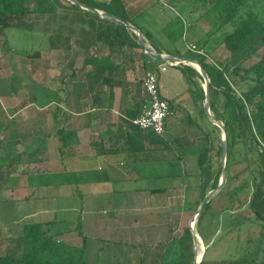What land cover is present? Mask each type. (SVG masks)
I'll return each instance as SVG.
<instances>
[{
    "label": "crops",
    "instance_id": "0c3cea01",
    "mask_svg": "<svg viewBox=\"0 0 264 264\" xmlns=\"http://www.w3.org/2000/svg\"><path fill=\"white\" fill-rule=\"evenodd\" d=\"M123 1L129 13L136 12L140 17L144 13L149 14L153 23L164 17L163 9L169 5V0L165 3L166 0H161L163 3L159 0ZM69 14L70 10L60 9L58 16H51L50 30L46 28L38 33L40 40L44 39L40 43L42 47L31 55L26 50L15 49L8 32L6 37H0V167L14 161L9 174L3 171L0 204H41L26 215L35 218L29 223H53L50 216L55 215L57 220L58 216L67 212L73 217L77 213L76 222H80L86 214L102 215L92 216L89 220L99 224L100 230L116 229L121 232L137 226L141 217L151 216L156 222L161 217V221H158L159 232H164L169 220L165 224L163 219L170 215L167 209L172 194L192 186L193 180L199 181V178L189 171L190 165L183 156V149L158 150L157 140L160 138L140 130L132 121L148 108L142 84L147 71L156 73L162 97L175 104L183 100L181 97L184 93L174 90L172 84L180 86L185 83L186 89H183L188 91L186 78L183 73L169 75L168 67L161 72L166 63L157 64L152 58L145 60L141 56V49L132 46L115 51L112 63L114 68H119L117 73H111V76L93 73L91 65H84L85 60L108 53L100 43L86 51L90 42L84 34L77 35L79 28H87L86 23L81 27L71 25L75 32L68 41L67 49H47L44 32L56 35L61 25L66 24H63L61 17ZM129 24L135 26L131 22ZM144 29L141 31L151 33L150 28ZM157 44L162 49L161 54L171 55L168 48ZM148 47L154 49L151 43ZM28 58L34 60V74L28 71ZM55 62L68 63L69 71L62 77L58 72V80L50 87L45 83L50 75L44 70H49V64ZM107 77H111L115 83L108 85L103 81ZM95 78L97 82L93 83ZM55 79L57 77L53 72L52 83ZM166 87L173 89L164 94ZM188 97L191 98L190 95ZM169 126L168 121L161 144L167 142L172 146ZM173 129H178V126ZM12 151L14 158L10 155ZM34 152L37 154L36 161L29 162V155ZM170 153L171 157L168 155ZM6 159L11 161L7 162ZM174 165L178 166L177 174L169 171ZM155 179L168 183L164 187L151 186ZM151 188L166 191L152 194ZM17 192H21V196ZM37 192L51 194L36 196ZM51 200L53 206H45ZM139 201L144 203L137 204ZM121 202H125L128 210L118 212L121 213L118 216H107L108 209L116 213L118 210L114 208L122 206ZM141 206L144 212L139 210ZM60 221L64 220L58 223ZM145 224L148 225L147 222ZM55 226L53 224L52 227ZM98 240L101 243L110 242L117 249L123 246L130 252L126 257H139V264H158L159 257L163 255L158 243L154 244L156 247L141 249L138 239L135 242ZM143 255H146L145 260Z\"/></svg>",
    "mask_w": 264,
    "mask_h": 264
},
{
    "label": "trees",
    "instance_id": "16d2710c",
    "mask_svg": "<svg viewBox=\"0 0 264 264\" xmlns=\"http://www.w3.org/2000/svg\"><path fill=\"white\" fill-rule=\"evenodd\" d=\"M82 3L108 13L122 21L129 22L125 17V5L123 0L95 1L79 0ZM200 6L204 9V17H209L214 23V29L211 34L218 33L237 21L235 27L229 32L224 33L222 44L229 53V60L223 66L213 67L206 63L208 55H198L193 52H187L191 57L182 55L174 48L169 53L178 57H187L197 60L211 81L210 84V108L215 118L224 123L227 131V168L229 178L225 187L217 194V197L226 201L225 207L211 213L210 224L214 225L216 219L223 213L234 212V204L239 201L241 192L251 190L249 208L251 214L259 220L264 219V55L249 68L243 65L255 58L258 52L264 47V0H198ZM70 10L71 14L61 17L63 24L56 35L44 32L47 49H67L68 41L71 40L74 30L72 24H87L86 29L80 28V33L84 34L89 46L101 44L102 49L107 50V55L101 57H91L86 59L84 65H91L94 68L93 73H117L119 68H114L112 57L115 51L130 47L140 48L138 38L129 33V30L123 26L110 23L101 19L95 14L89 13L79 7L70 4L65 7L62 0H0V37H6L9 30L28 31L34 34L31 25L25 21L30 16H53L58 10ZM130 23V22H129ZM174 23V22H173ZM172 24L167 25L166 29L172 28ZM143 32V31H142ZM183 34V30L174 33L170 30L171 39L177 38ZM145 38L152 44L153 48L162 53L160 46L154 42L151 33L143 32ZM33 36V35H31ZM207 45V41L202 44ZM98 46V45H97ZM99 51V48H97ZM36 53V52H35ZM141 56L147 60L150 59L144 53ZM157 62H159L157 60ZM186 78L188 93L196 107L204 115V90L201 84L203 81L199 73L192 67L178 65ZM233 76L238 77L237 81H232ZM94 77V76H92ZM97 82L96 78L92 80ZM108 85L115 83L111 77L105 80ZM220 96L224 97L225 103L223 110L217 107ZM50 100V99H49ZM171 111L172 107L170 106ZM191 127L200 126L190 121ZM201 128V127H200ZM209 132H204L203 149L198 158L200 183L198 185L199 195L198 206L202 203L209 189H216L222 175V167L213 168L211 152L216 151L218 156L222 154L223 144L216 134V127L212 124L208 127ZM63 132V131H62ZM151 133V132H150ZM216 134V142L213 134ZM165 136V135H164ZM157 140L158 150H173L174 147L165 142L161 144V138ZM163 142V141H162ZM36 153H30L29 162H35ZM237 155L240 159H237ZM246 163V169H250V178L244 180L243 184L236 188H231V183L236 179L232 174L233 167L237 163ZM14 165V161L9 164L1 165L0 182L4 179L3 171L8 174ZM152 194H161L166 189L151 188ZM198 198V199H199ZM215 199V198H213ZM212 199V201H213ZM212 201L205 206L196 223V231L203 239H209L208 234L201 233V227L209 213ZM241 203V202H240ZM241 206L242 203H241ZM237 222L239 227L241 223L251 218L240 216ZM55 222L47 223H26L22 226L21 234L18 238L11 240L8 248L0 250V264H90L83 260L87 238L80 230L78 224V235L82 238L81 246L68 245L57 239L59 233L52 235V226ZM215 234V233H214ZM163 249V255L159 257L158 264H193L194 261V243L189 228L179 237H173L170 232V238L158 245ZM262 252V249L259 250ZM207 253V251H206ZM206 253L201 264H264V259L259 260L260 252L255 257L245 259H228L222 261H206Z\"/></svg>",
    "mask_w": 264,
    "mask_h": 264
},
{
    "label": "rangeland",
    "instance_id": "374dc122",
    "mask_svg": "<svg viewBox=\"0 0 264 264\" xmlns=\"http://www.w3.org/2000/svg\"><path fill=\"white\" fill-rule=\"evenodd\" d=\"M95 1L104 2L109 0ZM158 2L163 3V1L161 0H159ZM165 2L168 1L166 0L164 1V3ZM62 3L65 7H69L70 5V3L65 0H62ZM163 10L164 17H162V19L158 18L155 23L151 22L149 14L144 13L140 17V15H138L136 12L129 13L126 8L125 17L129 22L134 24L135 27H137L138 29L141 28L140 30L145 31L144 27L150 28L151 35H154L155 41L161 44L164 48H168L167 51L169 52L172 49L177 48L182 55L186 54L185 56L191 57L190 54H187V52L191 51V46H195L208 55L206 60V63L208 65L218 67L226 64L230 56L229 53L224 49V46L222 44L223 35L224 33L229 32L233 27H235L237 21H233L231 25L224 28L222 31L212 34V36H208L209 33L211 34L212 29H214V23L209 17H204L203 19L199 20V18L204 15L205 11L200 6L198 0H169V5L164 7ZM57 16L55 18H57ZM36 18V16H30L25 19V21L31 25L34 34H31L30 32L25 30L7 31L12 46L17 50L28 51L30 55L31 53H35L42 47V45L40 46V43H42L44 39L40 40V32H42L46 28L50 30V25H52L51 16H42L40 18ZM172 23L173 25L170 30L174 33L183 30V34L179 37L177 36V38L175 39L173 38V40L170 37L172 35H170L169 29L162 31L163 29H166L167 25ZM77 24L80 25V27L82 26L80 23ZM157 24H159V26H157ZM160 27L161 29H159ZM83 28L86 29V26ZM79 33L80 31L77 33V35L80 36ZM129 33L133 34L132 31H129ZM143 38H145L144 35ZM205 41H207V45L203 47L202 44H204ZM146 42L147 46H150V43L147 40ZM262 55H264V47L258 52L255 58L247 61L243 65V67L245 69L249 68L250 66L255 64ZM33 62V59L28 58L27 68L29 73L34 74V70L36 68ZM156 63L162 64L161 61L157 62V60ZM49 66V70H44L45 73H48L50 75L49 80L45 81V83L52 87L58 80V76H56L57 73L59 72L61 77L67 74L69 71V65L66 62H55L51 65L49 64ZM168 68L169 75H179V73H182L179 72V69L177 67ZM53 72L55 73V78L57 77V79H55V82L53 81L52 83L51 74ZM233 77L234 78H232V81L238 80V77ZM60 82L63 83L62 80H60ZM201 84L202 86H204L203 81H201ZM172 86H174V90L177 89L179 93H184V95L181 97L183 98V100L177 104H175V102H169L170 106L172 107L173 115L169 120V127L171 128V131L168 135L170 136L172 146L177 149V151H179L180 149L184 150L185 153L183 154V156H185L187 164L190 165L189 171L192 172L194 176H198L200 172L198 167V158L201 150L204 148V132H209L208 127L211 125V123L207 119L205 114L202 115L201 111L199 109H196L192 99L188 97L189 94L188 91L185 90V83H182V85L180 84V86H177V83H173ZM173 88L166 87V89L163 90V93L165 94L166 92H168V90H172ZM224 103V97L220 96L217 104V107L220 111L223 110ZM213 117L215 116L213 115ZM190 121L194 122V124H198L201 128L191 127ZM176 126H178V129H173ZM174 130L176 131L174 132ZM216 134L219 137V140H221L222 132L219 128L216 129ZM216 134L214 133L212 135L215 139V142L217 137ZM10 155L12 156V158L15 157V153L13 151ZM168 155L170 157L172 156L171 153ZM36 157L37 154L35 155V158ZM211 158L213 168L215 170L220 166L222 167V157L218 156L216 154V151L211 152ZM237 159H240V156L237 155ZM9 160L11 161V159H8L7 162H9ZM16 164L17 162L15 161V165ZM20 164L21 162H19L18 165ZM245 166L246 163L243 162L240 164L237 163L233 167L232 174L236 176V179L231 183L230 187L232 189L243 184L244 180L251 179V170L246 169ZM178 170V166L174 165L169 171L172 172L171 174H177ZM197 181L198 180L194 179L192 182V186L184 187V190L181 189L180 191L172 194V198L169 201V207L167 209L170 215L169 217L167 216L163 219V221L165 220V222L169 220V225L165 229L163 228L164 232H159L161 229L159 227L158 221H161V217L157 219V222L154 221L151 216H149L148 218L141 217L145 220L144 222H142V219L140 218L138 219L140 223L137 226H132L134 229H124V231L121 232V230L116 229L114 231L109 229L100 230L99 224H96L92 220H89L92 216L101 217L102 215H92L85 213L86 217L83 215V217L80 219V222H76L77 213H74L75 216L73 217L71 216V213L67 212L62 216H58V221L64 220L60 221V223H58V221L55 219V215H53V217L50 216L51 220L55 222L54 226L56 225L55 227H52L54 228V230L52 229L51 234L56 235L60 232L59 234L61 235H58L59 237L57 238L59 241L64 242L68 245H80L82 243V238L78 235L77 230L78 224H80L81 232L85 237H88H86L88 244H86L85 254L83 257V260L85 262L90 264H139V257L134 256L132 259L126 257V254L129 252V250L124 249L123 246H121L122 248L117 249L114 248V245L112 243H101L98 239L105 238L108 240L119 242H127L125 240H130V242L131 240H134L135 242V240L138 239L139 243L141 244V249H147L148 247H156L154 246L155 243L161 244L162 242H166L170 238V232L173 233V237L179 238L184 233V230L189 227L190 222L192 221L198 210V200H200V196L198 197V185L200 183V179L198 182ZM154 182L155 183H152L151 186L164 187L167 185L166 183H168L167 181L163 182L161 179H155ZM143 184L145 185L146 183L144 182ZM251 190L240 193L239 201L234 204V212H226L221 214L216 219V223L214 225H211V213L222 210L226 205V201L222 198L220 199V197H215V199H213L209 213L201 227V233L203 235H209V239L204 238L205 243L204 241L202 243L203 246L206 247L207 263L212 261L228 260L232 258H252L255 257L259 252V260L264 259V219L259 220L250 212L249 201ZM211 191L213 190L210 188L208 194ZM17 194L21 196V192H17ZM40 194L50 195L51 193L37 192L36 196H40ZM240 202L243 206H241ZM143 203L144 202L139 201L137 204ZM53 204L54 202L51 200V202H49L45 206L51 207L53 206ZM124 204L125 202H121L122 206H117L114 208L118 210L116 213L112 212V209H108L107 216L114 217L115 215L118 216L121 213H124L125 210H128V207H125L126 205ZM40 205L41 204H24L23 202L17 205L0 204V250H3L4 247L8 248L11 244V240L20 236L23 225L35 220L34 217L30 218L26 215L30 213V211L34 210L36 206L38 207ZM186 206L188 207V210H186ZM139 210L141 212L145 211L143 206H141ZM140 216H142V214ZM240 216H245L251 219L241 223L238 227L237 222L241 219ZM129 218L130 220L134 221V219L130 216ZM146 222L148 223V225L145 224ZM165 224H167V222ZM203 246L200 242L198 243L197 249L199 251V255L202 253ZM261 249L262 252L259 251ZM142 257L145 260L146 255H143Z\"/></svg>",
    "mask_w": 264,
    "mask_h": 264
},
{
    "label": "water",
    "instance_id": "95a60500",
    "mask_svg": "<svg viewBox=\"0 0 264 264\" xmlns=\"http://www.w3.org/2000/svg\"><path fill=\"white\" fill-rule=\"evenodd\" d=\"M68 3L75 5L77 7H79L80 9L87 11L89 13L95 14L98 17H100L101 19H104L110 23L116 24V25H120L125 27L126 29H128L129 31H132L133 34L138 38V45L141 49V51L147 55L148 57L154 59V60H158L161 61L163 63H177L178 65H186L189 67H192L190 64H196L199 69H195L194 67H192L193 69H195L199 75L202 77L203 82H204V86L203 90H204V103H203V108H204V114L207 117V119L210 121V123L216 127L219 128L222 132V139L221 142L223 144V148H222V175L221 178L219 180L218 186L216 187V189H214L213 191H211L209 194H207L205 196V198L203 199L202 203L200 204L196 215L193 217L192 221L190 222L189 225V230L191 233V236L193 238V243H194V261L193 264H201V262L203 261V258L205 256L206 253V247H204L203 250V255L202 258L199 260V251L197 249L198 247V243L201 241L203 243V240L201 238V236L198 234V232L195 229V224L198 221V218L201 214V212L203 211V209L205 208V206L207 204H209L213 198H215L217 196V194L225 187L228 178H229V171L227 168V153H228V146H227V131H226V127L224 125L223 122L217 120L215 117H213L212 113H211V108H210V84L211 81L209 79L208 74L206 73V71L204 70V68L202 67V65L195 59H191V58H187V57H178V56H174V55H163V54H159L156 50L150 48L147 46V42L145 40V38H143V32L138 29L137 27L122 21L119 18H116L108 13H105L103 11H99L97 9L91 8L90 6L86 5L85 3L80 2L79 0H65ZM148 41V40H147ZM149 42V41H148Z\"/></svg>",
    "mask_w": 264,
    "mask_h": 264
},
{
    "label": "built area",
    "instance_id": "2783aa9c",
    "mask_svg": "<svg viewBox=\"0 0 264 264\" xmlns=\"http://www.w3.org/2000/svg\"><path fill=\"white\" fill-rule=\"evenodd\" d=\"M190 50L198 55H205L198 47L191 46ZM177 66V63H166L161 69V72H165L167 67ZM142 84L148 99V108L145 109L140 116L136 117L132 123L144 132H151L157 137H164L166 133V124L173 115L170 104L161 95L159 80L156 73L147 71L143 77Z\"/></svg>",
    "mask_w": 264,
    "mask_h": 264
},
{
    "label": "bare ground",
    "instance_id": "6f19581e",
    "mask_svg": "<svg viewBox=\"0 0 264 264\" xmlns=\"http://www.w3.org/2000/svg\"><path fill=\"white\" fill-rule=\"evenodd\" d=\"M192 67H194L195 69H199V67L196 64H190ZM201 245L203 246L202 242L200 241ZM203 250H204V246H203ZM203 250L202 253L198 256L199 260L202 258L203 255Z\"/></svg>",
    "mask_w": 264,
    "mask_h": 264
}]
</instances>
